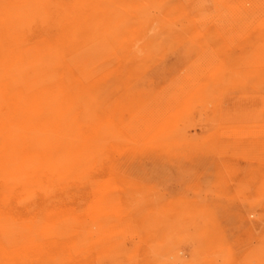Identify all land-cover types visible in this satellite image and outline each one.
Wrapping results in <instances>:
<instances>
[{
  "label": "rangeland",
  "instance_id": "374dc122",
  "mask_svg": "<svg viewBox=\"0 0 264 264\" xmlns=\"http://www.w3.org/2000/svg\"><path fill=\"white\" fill-rule=\"evenodd\" d=\"M118 1L125 5L112 7V13L124 21L108 36L114 45L106 48L115 49L103 59L110 76L98 88L100 95L105 91L98 102L114 115L121 111L127 128L134 123L142 131L143 116H133L127 102V110L119 107L118 99L144 98L151 107L174 111L171 126L183 137L172 154L147 143V136H136L128 150L114 154L118 174L112 182L128 215L113 220V243L116 238L124 249L99 251L95 263L130 264L129 253H138L136 260L169 262L178 255L190 264H221L233 251L238 264H251L264 241V111H257L263 91L244 69L251 48L243 52L229 38L241 34L235 0ZM37 19L40 28L51 27ZM104 31H82L81 42L93 40L81 48H102ZM125 48L144 49L133 63ZM221 64L234 73L220 71ZM173 94L180 98L177 109ZM155 223L159 227L151 232Z\"/></svg>",
  "mask_w": 264,
  "mask_h": 264
},
{
  "label": "bare ground",
  "instance_id": "6f19581e",
  "mask_svg": "<svg viewBox=\"0 0 264 264\" xmlns=\"http://www.w3.org/2000/svg\"><path fill=\"white\" fill-rule=\"evenodd\" d=\"M235 1L241 34L229 38L243 52L251 48L250 60H244L248 65L242 59L238 66L262 89L263 106L257 109L262 112L264 0ZM124 5L118 0H0V264H96L99 251L123 250L121 241L113 243V220L128 215L112 182L118 174L111 164L114 154L128 150L136 136H147V143L172 154L183 137L171 126L175 112L151 107L144 98L118 99L119 107L143 116V132L134 123L127 128L121 111L114 115L98 102L105 94L98 88L110 76L103 59L115 49L106 48L114 45L108 36L124 21L112 7ZM37 18L49 20L51 27L35 25ZM95 27L105 30L102 48H81L93 40L81 42L82 31ZM140 49L125 48L126 57L134 63ZM218 68L228 69L227 64ZM239 74H234L237 81L244 83ZM174 95L177 109L180 98ZM186 217L190 222V211ZM156 227L159 223L151 232ZM129 255L130 264H190L178 255L169 262ZM250 260L264 264V241ZM238 263L230 251L221 264ZM207 264L218 263L207 259Z\"/></svg>",
  "mask_w": 264,
  "mask_h": 264
}]
</instances>
